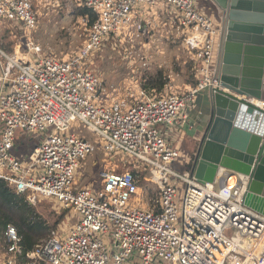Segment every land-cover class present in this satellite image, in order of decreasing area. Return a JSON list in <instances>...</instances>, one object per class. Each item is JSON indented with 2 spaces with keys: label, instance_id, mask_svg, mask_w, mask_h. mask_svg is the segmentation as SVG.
Here are the masks:
<instances>
[{
  "label": "built area",
  "instance_id": "1",
  "mask_svg": "<svg viewBox=\"0 0 264 264\" xmlns=\"http://www.w3.org/2000/svg\"><path fill=\"white\" fill-rule=\"evenodd\" d=\"M63 1L96 18L84 41L60 58L30 40L37 22L31 0H0V35L18 28L27 37L25 54L0 46V178L31 203L52 200L73 218L34 246L29 263L17 260L20 238L7 225L0 264H264V214L242 198L249 176L224 170L215 182L202 183L190 168L181 173L170 166L180 156L171 136L187 124V107L199 91L220 87V23L198 0ZM155 16L182 37L197 84L183 91L166 85L160 93L138 86L136 94L120 97L91 67V55L110 36L147 31ZM81 19L87 26L89 17ZM22 132L38 136L27 159L13 150ZM97 147L121 160L123 170L102 171L98 187L73 189L82 159ZM178 182L185 185L180 208ZM138 192L144 207L139 199L133 206Z\"/></svg>",
  "mask_w": 264,
  "mask_h": 264
},
{
  "label": "rangeland",
  "instance_id": "2",
  "mask_svg": "<svg viewBox=\"0 0 264 264\" xmlns=\"http://www.w3.org/2000/svg\"><path fill=\"white\" fill-rule=\"evenodd\" d=\"M32 8L36 12V27L29 34L30 40L39 45L46 53L56 55L60 58L66 54L73 52L85 38V26L81 17L74 14L77 6L70 1L63 0H31ZM202 6L204 12L215 17L214 21L218 24L220 14L215 12L211 5V0H198V4ZM217 13V12H216ZM152 23L148 30L134 32L131 35L119 38L117 36H110L103 43L101 49L91 55L90 64L95 69L103 80V83L108 88H115L120 97H126L127 94L137 93L138 86H141V79L144 76L154 75L159 69H164L165 73L169 75V84L176 91H183L185 85V77L177 75V68L183 65L187 54L190 53L182 47V37L176 36L172 33L171 28L162 17H149ZM13 27H16L14 25ZM16 31V32H15ZM0 35L5 50L14 52L17 48L20 53L26 52V38L25 33L20 32L18 28ZM28 60H33V55H27ZM142 87V86H141ZM77 130H80L90 140L96 139L93 134L87 132L81 125H77ZM38 136L34 133H21L20 138L17 139L18 145L13 150L18 155H30L33 146L35 145ZM23 142V144H20ZM129 161L126 157H123ZM122 161L116 160V156L110 160L97 147L91 153L86 155L82 161L80 168L75 173V181L73 189L82 187H98L101 185L104 177L101 171L104 169H111L112 167L118 171H122ZM127 166V165H126ZM178 172H184L189 168V164H185L182 157H178L175 161L170 163ZM141 171V168H137ZM146 175L143 172L141 177ZM145 183V182H144ZM143 184V183H142ZM146 184V183H145ZM143 195L147 199H151L153 194L150 191H145L142 187ZM178 197L176 201L178 207H181V198L184 193L185 185L182 182L177 183ZM147 192V193H146ZM141 202L140 206L144 207L140 193L133 196V206H136L137 200ZM38 210L45 216H48L51 221H54L57 216L62 214V208L52 200L41 199L37 205ZM71 217L68 210L64 211V216L61 220V225L65 228L69 222L66 218ZM104 243L108 246L109 240L107 233L101 234ZM4 250V245L1 241L0 251Z\"/></svg>",
  "mask_w": 264,
  "mask_h": 264
},
{
  "label": "water",
  "instance_id": "3",
  "mask_svg": "<svg viewBox=\"0 0 264 264\" xmlns=\"http://www.w3.org/2000/svg\"><path fill=\"white\" fill-rule=\"evenodd\" d=\"M220 12V87L211 93V118L191 160L202 183L219 169L249 176L246 206L264 214V110L253 104L264 88V0H211ZM260 118L259 129L241 123ZM255 118V119H256Z\"/></svg>",
  "mask_w": 264,
  "mask_h": 264
},
{
  "label": "trees",
  "instance_id": "4",
  "mask_svg": "<svg viewBox=\"0 0 264 264\" xmlns=\"http://www.w3.org/2000/svg\"><path fill=\"white\" fill-rule=\"evenodd\" d=\"M74 14L76 16L87 15L89 17L87 26L96 18V14L91 9L84 6H77ZM5 33L7 32H3V34ZM0 46L5 49L1 41ZM191 56V54H187L188 58L184 60L183 65L180 64L178 66L176 72L177 75L185 77V84L196 85L198 80L194 74V61ZM169 79L170 77L165 73L164 69H159L154 75L144 76L141 79V86L148 92L160 93L168 84ZM190 166L191 164H189V168ZM130 170L133 173L137 171L140 176H142L144 172L138 171L135 168H131ZM142 183L144 184V180L141 181V185ZM41 199H37L35 203H31L26 193L17 192L15 188L11 187L5 180L0 178V240L4 239V231L7 225H13L20 238L21 248L16 258L18 261L24 263H29L27 254L34 246L40 240L48 237L52 230L58 228L64 216V211L67 210L60 206L63 209L62 214L57 216L54 221H51L48 216H45L37 208Z\"/></svg>",
  "mask_w": 264,
  "mask_h": 264
},
{
  "label": "crops",
  "instance_id": "5",
  "mask_svg": "<svg viewBox=\"0 0 264 264\" xmlns=\"http://www.w3.org/2000/svg\"><path fill=\"white\" fill-rule=\"evenodd\" d=\"M12 31H14V29L11 30L6 29L4 32H8L9 34H12L13 33ZM15 51H18V49L16 48ZM8 52L11 53V51ZM167 85H170L169 82ZM187 110H188L187 124L180 131H176L177 132V134H175L176 136L174 135L171 136L172 137L171 141L173 142L175 147H177V149L179 150L180 157L183 158L185 164H190L197 150V147L200 143V139L207 126V123L211 118V92L208 90L199 91L196 95L194 102H192V105H189L187 107ZM20 144H23V142H20ZM17 146L18 145L16 144V147ZM18 156L24 159L27 155H24L22 157V155L19 154ZM71 219L73 218L70 217L69 220ZM2 253L3 250L0 251V255H2Z\"/></svg>",
  "mask_w": 264,
  "mask_h": 264
},
{
  "label": "bare ground",
  "instance_id": "6",
  "mask_svg": "<svg viewBox=\"0 0 264 264\" xmlns=\"http://www.w3.org/2000/svg\"><path fill=\"white\" fill-rule=\"evenodd\" d=\"M263 81H264V77H263ZM261 93L263 94V91ZM252 102H253V104H255V105H257L259 107V105H260L259 99L253 98ZM241 117H242L241 120H240L241 123L248 124L254 130L259 129V124L261 125V123H260L261 122V120H260L261 119V115L260 114H259L260 118L258 119V118L255 117L256 119L253 118V121H248L249 119L247 118V116L245 114H242ZM223 171H224V169L220 168L219 169V174H221ZM242 176H244V175H242Z\"/></svg>",
  "mask_w": 264,
  "mask_h": 264
},
{
  "label": "flooded vegetation",
  "instance_id": "7",
  "mask_svg": "<svg viewBox=\"0 0 264 264\" xmlns=\"http://www.w3.org/2000/svg\"><path fill=\"white\" fill-rule=\"evenodd\" d=\"M211 5H212V3H211ZM212 8H213V10H214V12H215V15L217 14V16H218V10L216 9V7L213 5L212 6ZM217 12V13H216ZM219 14H220V12H219ZM220 16H221V14H220ZM221 29V28H220ZM220 33H221V30H220Z\"/></svg>",
  "mask_w": 264,
  "mask_h": 264
}]
</instances>
